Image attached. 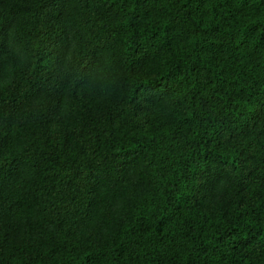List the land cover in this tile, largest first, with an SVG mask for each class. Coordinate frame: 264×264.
<instances>
[{
  "label": "trees",
  "instance_id": "trees-1",
  "mask_svg": "<svg viewBox=\"0 0 264 264\" xmlns=\"http://www.w3.org/2000/svg\"><path fill=\"white\" fill-rule=\"evenodd\" d=\"M0 264H264V0H0Z\"/></svg>",
  "mask_w": 264,
  "mask_h": 264
}]
</instances>
